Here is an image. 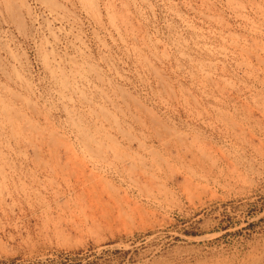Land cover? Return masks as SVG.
Segmentation results:
<instances>
[{"label": "rangeland", "instance_id": "1", "mask_svg": "<svg viewBox=\"0 0 264 264\" xmlns=\"http://www.w3.org/2000/svg\"><path fill=\"white\" fill-rule=\"evenodd\" d=\"M0 264H264V0H0Z\"/></svg>", "mask_w": 264, "mask_h": 264}, {"label": "bare ground", "instance_id": "2", "mask_svg": "<svg viewBox=\"0 0 264 264\" xmlns=\"http://www.w3.org/2000/svg\"><path fill=\"white\" fill-rule=\"evenodd\" d=\"M92 4V3H91ZM10 7V6H9ZM30 15V14H29ZM247 55V54H246ZM2 72H4V71H2ZM173 93V92H172ZM103 94V93H102ZM104 95V94H103ZM114 95V94H113ZM122 96V95H121ZM123 100V99H122ZM133 105H134V103H133ZM7 106V105H6ZM200 107V106H199ZM15 108V107H14ZM6 110V109H5ZM7 110H8V108H7ZM148 111V110H147ZM7 113H9L8 111H6V115H7ZM10 115V114H9ZM9 115H7V117L9 116ZM108 115H110V114H108ZM12 116H13V114H12ZM15 116V115H14ZM11 118V117H10ZM113 118V117H112ZM10 120V119H9ZM13 120V119H12ZM118 121V120H117ZM13 125V124H12ZM15 126V125H14ZM80 127V126H79ZM23 130V129H22ZM37 130V129H36ZM82 131V130H81ZM80 131V132H81ZM84 131H86L85 129H84ZM84 131H82V132H84ZM119 131V130H118ZM121 131V130H120ZM79 132V133H80ZM123 133L122 134H124L125 132L124 131H122ZM87 133V132H86ZM81 134H83V133H81ZM80 134V135H81ZM84 134H85V132H84ZM83 134V135H84ZM91 135V134H90ZM89 135V136H90ZM125 135V134H124ZM125 137V136H124ZM83 139V138H82ZM129 139V138H128ZM57 140V139H56ZM86 140L88 141V137L86 138ZM89 140H91V139H89ZM130 140V139H129ZM93 142H94V140H92ZM128 141V140H127ZM50 142V141H49ZM53 142V141H52ZM88 143V142H87ZM87 143H86V145H87ZM89 143H91V141H89ZM186 144V143H185ZM90 145V144H89ZM89 145H87V148H89L90 146ZM91 145H93V144H91ZM97 145V144H96ZM89 146V147H88ZM101 146V145H100ZM140 146V145H139ZM57 147V146H56ZM97 147V146H96ZM145 147H147V146H145ZM61 148H62V145H61ZM65 148V147H64ZM92 148V147H91ZM94 148V147H93ZM92 148V149H93ZM69 149V148H68ZM87 150V149H86ZM94 150V149H93ZM89 151H91V149L89 150ZM115 152V151H114ZM65 153V152H64ZM91 153V152H90ZM92 153H93V151H92ZM92 153H91V155H92ZM95 153V152H94ZM99 153V152H98ZM102 153V152H101ZM97 154H95V156H96ZM102 155V154H101ZM75 156V155H74ZM98 156V155H97ZM100 156V155H99ZM139 156V155H138ZM131 157V156H130ZM89 158V157H88ZM101 158V157H100ZM121 158V157H120ZM69 160V159H68ZM102 160V159H101ZM124 160V159H123ZM128 159H126V162L124 163V164H126L127 162H130V159L127 161ZM134 160V159H133ZM79 162V161H78ZM43 163V162H42ZM68 163V162H67ZM74 164V163H73ZM72 164V165H73ZM77 164V163H76ZM76 164H74V166L76 165ZM130 164H132V162L130 163ZM68 165V164H67ZM129 165V164H128ZM127 165V166H128ZM133 165V164H132ZM46 166V165H45ZM160 166V165H159ZM169 166V165H168ZM58 167V166H57ZM71 167V166H70ZM130 167V166H129ZM135 167V166H134ZM73 168V167H72ZM79 168V167H78ZM75 169H76V167H75ZM82 169H83V167H82ZM78 171V170H77ZM82 171H84V170H82ZM136 171V170H135ZM79 172V171H78ZM137 172V171H136ZM82 173V172H81ZM84 175V174H83ZM81 178H82V176H81ZM90 178H91V176H90ZM100 178V177H99ZM149 178V177H148ZM77 179V178H76ZM12 180V179H11ZM84 180V179H83ZM91 180V179H90ZM93 180V179H92ZM96 181V180H95ZM140 182V181H139ZM100 183V182H99ZM135 183V182H134ZM136 183H137V181H136ZM53 184V183H52ZM94 184V183H93ZM51 185V184H50ZM85 185H86V183H85ZM84 185V186H85ZM137 185V184H136ZM92 187V186H91ZM90 188V187H89ZM94 189V188H93ZM104 189V188H103ZM22 190V189H21ZM90 191V190H89ZM96 196V195H95ZM103 199V198H102ZM157 201V200H156Z\"/></svg>", "mask_w": 264, "mask_h": 264}]
</instances>
